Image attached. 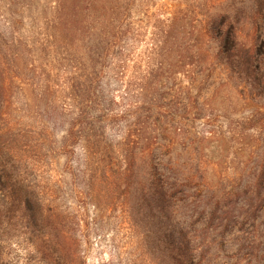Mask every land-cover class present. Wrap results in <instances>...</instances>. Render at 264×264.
Here are the masks:
<instances>
[{
	"label": "rangeland",
	"instance_id": "374dc122",
	"mask_svg": "<svg viewBox=\"0 0 264 264\" xmlns=\"http://www.w3.org/2000/svg\"><path fill=\"white\" fill-rule=\"evenodd\" d=\"M52 1L0 0V38L9 40L11 51L20 55L1 65L7 93L4 109L8 111L7 116H2L1 125H12L7 141L17 168L34 179L45 203L75 237L79 252L71 254L73 264H157L154 256L160 255L159 249L173 224L179 225L182 220L207 221L212 201L206 200L205 190H197L207 177L217 182V192L230 191L224 200L228 209L220 217L255 225L248 235L244 234L248 236L250 247L244 242L248 254L233 255V249L219 247L213 256L226 264H264L263 100L255 98L245 103L238 99L227 80L226 68L211 56L213 43L205 41L203 47L210 53L206 59L210 74L204 77L205 69L189 83L188 78L182 77L181 88L190 86V94L180 99L179 108H175L171 96L164 100L169 101L171 109L166 127L172 129L171 124H175L172 115L180 116L183 134L171 136L167 132L165 136L172 137L171 143L166 138L164 146L155 148V152L181 163V169L168 168L169 175L195 176L184 192L175 193L178 202L158 204L150 197V155L137 153L131 177L120 165L114 143L121 139L126 119L105 125L104 141L90 148L86 157L83 142L75 143L72 152L67 151L72 147H60L69 108L62 110V106L72 105L70 85L77 74L75 68L83 61L78 55L60 52L52 44L48 26ZM240 2L133 0L127 16L128 28L120 43L121 70L116 63H107L99 82L105 97H111L113 109L120 111L138 99L140 80L148 64L160 59L154 42L172 15L185 23L198 20L204 13L231 11ZM185 5V11H180ZM189 37L193 41L194 36ZM167 75V71L162 72V81ZM165 90L162 86L159 92ZM257 107L263 113L257 114ZM251 112L257 120L246 118ZM144 142L156 144L150 137ZM185 195L186 201L180 200ZM143 196L146 200H142ZM230 237H225L223 248L231 246ZM152 249L153 256L149 254ZM1 250L4 255L8 247L4 245ZM16 251H10V264L17 263L13 256Z\"/></svg>",
	"mask_w": 264,
	"mask_h": 264
},
{
	"label": "trees",
	"instance_id": "16d2710c",
	"mask_svg": "<svg viewBox=\"0 0 264 264\" xmlns=\"http://www.w3.org/2000/svg\"><path fill=\"white\" fill-rule=\"evenodd\" d=\"M240 1L241 5H235L231 11L221 9L204 13L198 20L191 19L185 23L172 15L154 42L160 59L148 64L140 80L138 99L115 111L111 97H105L99 82L107 63L114 62L121 70L120 43L128 28L127 16L133 0H53V12L48 21L51 42L60 52L78 55L80 62L83 61L75 68L77 74L71 81L69 98L72 105L62 106V110L69 108L65 112L68 118L60 147L65 150L72 147L67 149L72 152L75 143L83 142L82 150L86 157L90 148L104 141L102 132L105 125L126 119L121 139L114 143L123 171L131 177L137 153L149 154L151 199L158 204L178 202L175 193L184 192L195 174L169 175L167 169H181V163H175L169 155L164 157V154L155 152V148L165 145L167 132L171 136L183 134L184 123L180 116L172 115L175 124H171L172 129L166 127L171 109L169 101L164 103V100L171 96V100L175 99V108H179L180 99L190 94V86L181 88L182 77L188 78L189 83L205 69L204 77L210 74L211 68L206 63L210 53L203 47L205 41L213 43L211 56L215 63L226 68L227 80L238 99L245 103L255 98L262 99L264 104V0ZM185 8L186 5L180 11H185ZM192 35L193 41L189 37ZM8 42L0 38V264L11 263L8 256L14 249L18 250L13 255L16 264H73L70 256L79 252L75 237L70 228H65L55 217L51 206L45 203L34 179L17 168L14 151L7 141L12 125H1L2 116L8 115L4 109L7 93L1 65L20 56L11 51ZM163 71L168 72L165 81H162ZM176 79L179 81L175 83ZM162 86L165 93L159 92ZM194 97L193 101L196 100ZM260 106L264 108V105ZM255 111L263 113L258 107ZM255 116L251 112L246 118L254 121L258 119ZM148 137L156 142L154 146L144 144ZM168 139L169 144L172 137ZM92 151L95 153L97 150ZM202 182L197 187L198 192L205 190L206 200L212 201L207 221L194 219L183 223L182 220L179 225L177 222L173 224L159 249L160 255L154 256L157 264H226L213 256L216 253L213 251L219 247L221 250L233 249V255L248 254L244 247L246 243L250 246L248 236L244 234L248 235L255 225L220 217L228 209L224 200L230 191L217 192V182H212L211 177ZM187 198L185 195L180 200L186 201ZM142 200L146 198L143 196ZM205 206L201 209L205 210ZM225 235L232 236L228 249L223 248ZM234 242L236 247L232 245ZM4 245L8 251L3 255L1 248ZM149 254L153 256L154 250Z\"/></svg>",
	"mask_w": 264,
	"mask_h": 264
}]
</instances>
